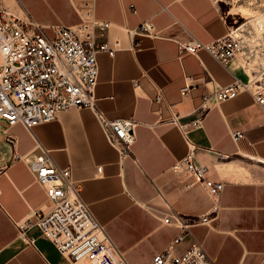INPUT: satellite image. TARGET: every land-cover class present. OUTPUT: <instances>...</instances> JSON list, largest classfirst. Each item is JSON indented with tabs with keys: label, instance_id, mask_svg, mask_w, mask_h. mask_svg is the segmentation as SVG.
I'll list each match as a JSON object with an SVG mask.
<instances>
[{
	"label": "crops",
	"instance_id": "obj_1",
	"mask_svg": "<svg viewBox=\"0 0 264 264\" xmlns=\"http://www.w3.org/2000/svg\"><path fill=\"white\" fill-rule=\"evenodd\" d=\"M3 2L49 27L76 25L85 10L83 0ZM224 2L93 0L95 16L111 22L98 42L119 37L123 44L114 55L98 52L96 103L110 119L134 121L132 152L121 157L91 107L71 106L33 130L1 120L0 264H74L37 224L21 230L35 208L51 205L29 162L39 144L71 168L126 264H149L178 235V251L198 241L217 264H264V109L248 89L225 100L214 95L237 79L247 81L238 55L224 64L205 48L181 49L227 34ZM143 21L154 32L138 31ZM187 81L192 86L183 94ZM238 131L243 136L236 139ZM190 147L207 175L224 182L218 196L189 170L173 169ZM187 220L199 221L184 226Z\"/></svg>",
	"mask_w": 264,
	"mask_h": 264
},
{
	"label": "built area",
	"instance_id": "obj_2",
	"mask_svg": "<svg viewBox=\"0 0 264 264\" xmlns=\"http://www.w3.org/2000/svg\"><path fill=\"white\" fill-rule=\"evenodd\" d=\"M83 3L85 10L78 24L49 27L29 15L27 18L19 16L0 0V121L5 120L10 126L21 123L33 130L41 123L56 119L71 106L91 107L109 141L123 158L132 152L135 123L127 118H108L97 106L95 97L99 81L98 52L114 55L123 44L119 37H115L112 44L108 40L98 42L99 36L107 35L111 22L95 16L93 0H83ZM137 30L152 33L155 28L152 22L143 21ZM134 31L129 30L132 37ZM200 48L207 49L226 64L242 51L243 39L234 25L229 24L223 37L207 43L195 40L181 45V49L190 52ZM191 86L187 81L181 88L182 93L187 94ZM242 89L252 91L264 109V81L259 78L246 82L237 79L218 88L214 95L218 100H225L234 98ZM174 118H177L176 113ZM192 124L198 127L200 119ZM234 136L238 139L243 133L238 131ZM29 162L38 182L45 187L51 205L48 210L35 208L33 218L21 225L22 232L29 225L37 224L57 250L74 264H126L104 224L82 198L71 168L59 166L42 144L36 147ZM173 169L189 170L211 195L218 196L224 189V182L210 178L207 167L195 159L194 147L189 148ZM164 220L169 222L170 217ZM197 221L183 223L185 226ZM181 239L182 235H178L149 264H217L198 241L178 251L176 247Z\"/></svg>",
	"mask_w": 264,
	"mask_h": 264
},
{
	"label": "rangeland",
	"instance_id": "obj_3",
	"mask_svg": "<svg viewBox=\"0 0 264 264\" xmlns=\"http://www.w3.org/2000/svg\"><path fill=\"white\" fill-rule=\"evenodd\" d=\"M226 1L223 8L227 12L228 23L234 25L243 39V48L237 57L243 63L247 81L253 78L264 81V0ZM232 7L237 12H231ZM249 11L252 13L249 14Z\"/></svg>",
	"mask_w": 264,
	"mask_h": 264
},
{
	"label": "bare ground",
	"instance_id": "obj_4",
	"mask_svg": "<svg viewBox=\"0 0 264 264\" xmlns=\"http://www.w3.org/2000/svg\"><path fill=\"white\" fill-rule=\"evenodd\" d=\"M231 12H237V9L235 8V7H232V9H231ZM246 13V12H245ZM252 12H250L249 11V14H251ZM247 15H248V13H246ZM263 17V16H262ZM264 20V19H263ZM263 20L261 21V18H260V21H261V23L263 22ZM257 21H259V19L257 20ZM260 23V22H259ZM263 25V24H262Z\"/></svg>",
	"mask_w": 264,
	"mask_h": 264
}]
</instances>
